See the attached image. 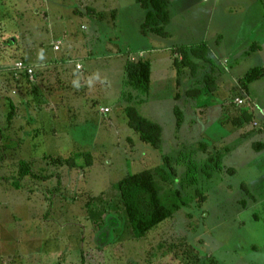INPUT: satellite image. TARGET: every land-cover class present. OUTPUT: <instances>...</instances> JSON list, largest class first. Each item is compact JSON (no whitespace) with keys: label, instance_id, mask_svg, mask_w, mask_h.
I'll return each mask as SVG.
<instances>
[{"label":"rangeland","instance_id":"obj_1","mask_svg":"<svg viewBox=\"0 0 264 264\" xmlns=\"http://www.w3.org/2000/svg\"><path fill=\"white\" fill-rule=\"evenodd\" d=\"M114 2L0 0V15L19 24L15 57L50 73L56 66L42 51L74 55L88 73L86 80L69 71L74 89L61 72L66 104L67 92L72 99L55 113L53 99L45 110H28L18 93L0 86V264H264V0H170L167 38L142 32L146 11L135 0H116L115 26ZM97 26L101 38L87 41ZM201 44L207 53L198 52ZM2 46L0 65H12ZM139 59L150 64L149 94L126 85V62ZM256 68L263 75L246 92L239 77ZM46 78L43 86L61 84L59 75ZM9 95L18 134L7 132ZM128 105L162 126L157 148L130 127ZM9 141L16 146L10 153L3 149ZM241 148L255 159L246 162ZM218 154L222 172L210 161ZM187 157L198 164L194 186L185 179ZM22 158L41 178L15 189ZM145 169L173 216L135 239L118 183Z\"/></svg>","mask_w":264,"mask_h":264},{"label":"trees","instance_id":"obj_2","mask_svg":"<svg viewBox=\"0 0 264 264\" xmlns=\"http://www.w3.org/2000/svg\"><path fill=\"white\" fill-rule=\"evenodd\" d=\"M136 2L139 3L142 8H144V10H146V17L141 27L142 32L144 34L156 35L161 38L169 37L170 34L167 27L171 22L169 11L170 0H136ZM116 16L117 11L114 20H116ZM9 20H12V22H10ZM18 27L19 24L15 20L14 16H7L5 12L2 14V16L0 15V43H3L2 49L4 51H7L8 49L10 51L9 54L13 55V59L9 58L10 61L13 60L12 65H0V86H4L7 91H10L11 94L15 93L17 95L18 93L21 98V105H25L28 110L36 109L35 106H37L38 109L45 110L48 108L47 106L52 104L51 99H53V102L55 103L54 110L52 107V112L54 113L56 110H59L60 107H69V104H66V98H64V96L60 93L63 92L62 85L65 83L62 79L63 74L61 72H67V69H65L61 64L65 65L68 62V59L66 58L68 56L61 57L60 60L62 63H54L56 68L53 69L50 73L48 69H37L36 71H34L35 74L33 75V78H31L26 72L17 70L15 64L18 61H23L28 66H30L24 60L25 58L23 56L20 59L17 56L16 57L18 59L14 56L15 52L20 49V45H17L15 40L20 34ZM198 48V52H203L207 50V45L201 44V46H199ZM182 49L185 50L186 54L188 46L182 45ZM206 53L204 55H206ZM209 62L213 61L209 59ZM46 73L48 75H46L47 78L45 77ZM125 73L126 85L137 88L145 94H149L151 89L152 74L149 62L144 60H140L134 63L126 62ZM55 75H59L61 84L53 86L50 83L44 84L45 86H43L41 81H43L44 78H46L45 81L48 83L49 81L47 80L51 79L50 76L54 77ZM262 75V71L257 68L247 72L241 79L243 90L249 92V84L253 80L261 78ZM10 96L11 95L8 96V99L10 101V110L6 115V121L9 126L7 132L13 131L15 134H18V130H14V126L12 124L13 120L16 117L18 106L15 103V100H13V98ZM125 113L128 117V123L130 127L132 129L134 128V131L138 133L141 141L151 145L154 148H157L162 143L163 128L160 124L140 115L137 109L130 105L126 107ZM174 113L177 120V127H180L183 123V113L178 107H175ZM47 114L51 117V119L55 120V118H58L57 116H51L48 110ZM262 127V129L264 130V126ZM29 129L31 130V128H27V132L30 131ZM37 136L40 135L38 134ZM15 147L16 146L11 145L9 141L7 145H4L3 149L5 152L10 153V151H13ZM33 151L36 152L38 151V149L33 148ZM6 156L7 155L5 154L4 157ZM13 157H16L15 153ZM188 160H190V163L187 164ZM210 161L213 163L212 169L216 170L217 172H222L224 170L223 157L221 154H218L213 158L211 157ZM60 164L66 165L67 163L65 162ZM17 165L18 170L16 171V177H14L11 182L12 186L15 189H20L23 187L25 178H32L34 180H38L41 178L39 174L35 172L32 161H29V159L22 158L17 162ZM184 165L187 166L185 176L187 184L190 186L197 185L199 182L197 162L192 158L187 157ZM229 173L232 174L233 170H229ZM206 176L207 178H211V174L209 172L206 173ZM1 177L4 179V181L11 180L5 175H1ZM46 178L47 177H44L42 179L45 180ZM118 188L124 205L127 221L135 239L145 238L149 231L173 216V211L163 204L159 186L155 181L154 174L151 170L145 169L138 173L125 176L119 181ZM176 258L179 259L180 256ZM187 258L189 259V257ZM179 261L183 262V258H180ZM195 263L202 264L201 260H196ZM187 264H190V262L187 261Z\"/></svg>","mask_w":264,"mask_h":264},{"label":"crops","instance_id":"obj_3","mask_svg":"<svg viewBox=\"0 0 264 264\" xmlns=\"http://www.w3.org/2000/svg\"><path fill=\"white\" fill-rule=\"evenodd\" d=\"M136 1V0H135ZM137 3V2H136ZM139 4V3H138ZM113 7H115V9H116V11H117V16H116V20H115V26H117V20H118V14H120V7L119 6H117V3H116V0H115V2L113 3V5H112ZM112 6H109V8L107 7V6H105V8H107V9H110ZM104 7V6H103ZM146 11V10H145ZM145 17H146V14H145ZM173 21L174 20H172V18H171V22H170V24L168 25V27H167V29L169 28V27H171L172 25H173ZM100 25V24H99ZM98 25V26H99ZM98 26L97 27H95V29H93V31L91 32V35L90 36H88L87 37V41H92L91 39H94V40H96V39H98V37H100L101 38V36H100V33H101V31L99 32V28H98ZM84 27V26H83ZM168 32H169V30H168ZM170 33V32H169ZM153 36H156V35H153ZM170 36V35H169ZM156 37H159V36H156ZM161 38V37H160ZM101 40V39H100ZM56 43V42H55ZM54 43V44H55ZM84 46L86 47V45L84 44ZM208 47V46H207ZM238 49V48H237ZM239 50H240V48H239ZM85 52H87L86 50H85ZM70 53V52H69ZM244 53L245 54H247L248 53V51H244ZM250 53V52H249ZM248 53V54H249ZM242 55V54H241ZM70 56V55H69ZM72 56H74V55H71L69 58H67L68 59V62L67 63H69V64H65V65H63V64H61L65 69H67V74H68V76L70 75V73H69V71L70 70H72V71H77V72H79L80 74H84V77H86L85 79L87 80V78H88V73H86L87 71L85 70V66L81 63V61H79V59H76V58H73ZM41 57L42 58H45V57H51V58H48L46 61H52V63H58V62H61V58L60 59H57V58H55L56 57V55L53 53L52 55H49V56H46L45 55V52H41ZM53 57V58H52ZM211 58V60L213 61V62H215V60L216 59H213L212 57H210ZM227 60V59H226ZM41 61H45L44 59H42ZM223 62H225V61H223ZM235 62H238V59H235ZM62 63V62H61ZM63 63H65V62H63ZM216 63V62H215ZM77 66H81V68H80V70L83 68L84 70H82V72H80V71H78L77 69H78V67ZM264 69V68H263ZM233 70V69H232ZM75 73V72H74ZM72 74L71 75V77H73L75 74ZM79 73H77V74H79ZM232 73V72H231ZM247 72H245L244 74H243V76L246 74ZM243 76H240L239 78H242ZM63 77H65V78H67L64 74H63ZM71 77L69 76L67 79L68 80H70L72 83H74V89H76V83H75V80H72L71 79ZM237 79V78H236ZM80 80H81V78H80ZM151 85H152V82H151ZM61 93V95H63L64 96V94H62V92H60ZM67 103L68 104H70V102H71V97H70V95L68 94V92H67ZM70 98V99H69ZM218 107H220V106H217V108ZM101 110L103 109V107H101L100 108ZM221 109H222V107H220V112H221ZM100 111V110H99ZM100 113H105V112H102V111H100ZM264 117V116H263ZM56 122V121H55ZM235 149H237V148H235ZM235 149H234V151H235ZM241 150L242 151H244V149H242L241 148ZM245 152V151H244ZM247 154V155H246ZM252 159H255V157L253 156V155H251V154H249V153H246L245 152V160H246V162L248 161V160H252ZM243 160H240L239 162H242ZM259 161H260V159H259ZM245 164H247V163H244L242 166H241V168L240 169H243L244 168V166H246ZM257 166H258V164H256ZM238 168V167H237ZM233 170V169H232ZM239 172V171H238ZM232 174H234V170H233V173ZM262 179H260V181H261ZM7 192V190H5V191H3V193H6ZM29 199H31L30 197H28Z\"/></svg>","mask_w":264,"mask_h":264},{"label":"built area","instance_id":"obj_4","mask_svg":"<svg viewBox=\"0 0 264 264\" xmlns=\"http://www.w3.org/2000/svg\"><path fill=\"white\" fill-rule=\"evenodd\" d=\"M55 49L56 50H59L60 47L58 45L55 46ZM15 67L17 70L19 71H23V72H26L31 78H33V75H34V69L31 67V66H28L25 62L23 61H18L16 64H15ZM78 69L81 68V66H77ZM239 103H242V101L240 100ZM103 112L107 113L110 111L109 108H104L102 109Z\"/></svg>","mask_w":264,"mask_h":264}]
</instances>
